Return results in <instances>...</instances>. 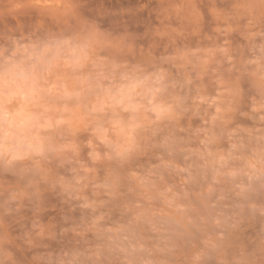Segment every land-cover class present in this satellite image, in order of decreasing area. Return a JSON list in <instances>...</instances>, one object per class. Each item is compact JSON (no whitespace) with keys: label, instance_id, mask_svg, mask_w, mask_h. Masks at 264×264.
I'll return each mask as SVG.
<instances>
[{"label":"clouds","instance_id":"9594fccd","mask_svg":"<svg viewBox=\"0 0 264 264\" xmlns=\"http://www.w3.org/2000/svg\"><path fill=\"white\" fill-rule=\"evenodd\" d=\"M0 264H264V0H0Z\"/></svg>","mask_w":264,"mask_h":264}]
</instances>
